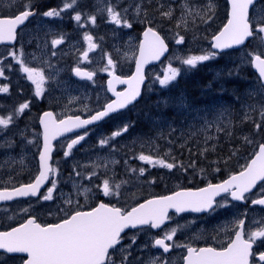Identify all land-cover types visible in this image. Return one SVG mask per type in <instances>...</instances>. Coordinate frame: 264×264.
<instances>
[{"label":"snow or ice","instance_id":"obj_1","mask_svg":"<svg viewBox=\"0 0 264 264\" xmlns=\"http://www.w3.org/2000/svg\"><path fill=\"white\" fill-rule=\"evenodd\" d=\"M22 0H7L6 7L11 9ZM255 0H230L231 10L227 23L213 37L214 43L212 47L219 50V52H208L201 55H190L182 60V64L189 66L191 69L203 62H207L216 58L220 53L227 49H232L235 46L245 45L246 42L253 43L257 51L247 53L249 63L258 71V83L254 85L250 95L258 92L264 95V14L259 18L255 16L250 19V6L254 5ZM77 4V0L66 2L59 10L52 8L42 13L46 17H60L61 12L73 8ZM163 8V4L160 5ZM188 15H192V10L187 4L182 5ZM103 11H106L110 21L116 25L123 24L125 27L131 28L132 24L128 22L125 15L117 10L115 6H107ZM173 9L170 7L167 11L161 12L162 17L171 19L173 16ZM123 12L126 14L127 9ZM255 13V8H253ZM135 13L140 16L142 8L140 4L136 5ZM214 14V6L209 3L207 10L203 15H199L204 23H208ZM36 15L32 10L31 0L24 3V10L18 11L14 16L0 17V44L14 42L17 39V29L23 25L29 17ZM143 15L147 16V11H143ZM78 23L81 22L80 12H76L73 17ZM88 21L92 25L96 23V15H89ZM187 28V21L181 17V22ZM180 23L177 27H180ZM144 43L140 46V58L136 63V73L127 79H122L115 76L113 72V80L108 81L109 89L116 95V100L107 103L103 110L97 111L89 119H81L80 116H68L66 119L57 120L54 113L45 112L40 123L44 127L43 150L39 153V170L32 182L22 184L20 187H15L12 190L7 188L0 191V201H11L16 197L37 196L41 187L49 180L52 173H56L49 163L52 159L53 145L52 140L65 132H71L75 128H83L96 121H100L109 116L110 113L116 112L119 109L126 108L129 104L140 96L141 85L144 80L143 65L150 59H158L165 51L167 45L160 34L148 27L144 32ZM185 37L178 34L176 39L177 44H182ZM195 39V36L193 37ZM84 40L89 42V51L97 47L93 44V37L85 33ZM63 37L53 39L52 45L62 44ZM20 65L21 71L27 74V79L35 85V95L43 96L45 92V83L47 77L43 69L37 67H29L23 60V50L19 54L12 50L8 53ZM56 55L55 52L52 53ZM84 59L88 57V51L83 53ZM107 63L113 69L115 64L111 57L108 58ZM10 67V65H9ZM105 71L108 69L105 68ZM75 74L79 77L92 80L95 76L94 72L83 71L80 67L74 69ZM180 75L179 68H172L169 66V73L161 79L159 83L167 87L171 82L176 81ZM0 76H4V68L0 67ZM126 84L128 87L123 92H116L113 83ZM8 87H0V92L7 93ZM165 105L168 101L163 102ZM177 103L181 107H186V99L177 97ZM29 108V102L19 104L18 108L14 109L11 114L0 115V126L7 129L9 125L14 123V116L23 114ZM255 110V109H254ZM261 121H264V105L259 109ZM245 120H252V117L245 115ZM254 129L257 133L260 132L262 124L253 120ZM131 125H124L121 129L112 133L108 139L99 141L101 146L109 143V140L123 133L128 132ZM218 131L223 129L218 128ZM231 133H229L230 135ZM86 135V133H85ZM85 135H80L77 139H72L71 143L66 145L67 151L65 156L71 154L75 145H78L85 139ZM245 142L251 143L248 137H244ZM32 143V141H29ZM207 151V149H205ZM170 155V152H169ZM140 161L146 162L152 166H160L166 169H173L177 167L175 162L169 163L162 158H153L151 155L141 153L137 157ZM175 158H173L174 160ZM179 167L183 170L184 165L181 163ZM195 167V163L189 165ZM219 169H217L218 171ZM133 172L136 169H132ZM144 168L139 169V173L143 175ZM76 175H80L79 172ZM92 175H95L93 173ZM91 180V175L85 177ZM264 181V143L259 145V151L255 154L248 164L237 174H232L228 179L219 184L208 183L207 187L198 190H180L172 193L156 197L146 202L133 207L130 211L124 210L120 207L110 206L106 203H99L90 211L77 210L71 214L66 213V217L58 223L41 224L37 222L35 217L29 218L26 222L21 223L18 227H13L10 231H0V264H7V259L12 254H27L23 264H131L129 257L133 256V246L136 245L137 236L130 237V243L123 245L122 233L127 228H137L138 226H149L153 229H159L166 221H169V210L174 209L177 213L186 211L205 212L215 211L216 208L227 207V203H217L216 197L221 193H226L235 201L247 202L246 193L252 191L257 186L258 182ZM154 182V181H153ZM122 183H127L126 181ZM120 184L110 185L108 179L103 180L102 191L104 196L119 195ZM56 189V183L52 182L51 187L46 190V194L42 195L44 201L53 199V191ZM91 189L85 188L84 195L87 199L88 193ZM71 204V199L65 201ZM78 203V201H77ZM252 205L264 206V196L261 198L251 200ZM23 212L28 213L29 209H22ZM247 213L243 214L244 218H238L233 228L231 229L233 235L225 245L220 248L207 247H192L191 245H181L174 242V237L177 234L178 228L172 227L164 230L162 237L156 238L153 247H158L163 250V253H168L173 247H183L186 249V255L183 256L184 264H251V259L254 256L253 245L257 240L264 243V224L253 221L259 226L245 230ZM173 242V243H168ZM120 246L119 248L117 246ZM139 247L138 245H136ZM144 247H147L145 245ZM111 250V251H110ZM139 260V257H135ZM260 262H264V252L259 254ZM140 264H169L167 259H162L157 256L150 258L148 261H141Z\"/></svg>","mask_w":264,"mask_h":264},{"label":"rangeland","instance_id":"obj_2","mask_svg":"<svg viewBox=\"0 0 264 264\" xmlns=\"http://www.w3.org/2000/svg\"><path fill=\"white\" fill-rule=\"evenodd\" d=\"M123 1L124 0H116L115 7L120 6V4ZM175 1L178 2L179 0H175ZM167 2H169V0H141L140 6L142 8V13L144 10H146V5L148 3H156L157 8H159L160 11H162L165 7L167 8ZM6 3H7V0H0V9L2 8L3 10H6V11L11 10L5 6ZM179 3L181 7V1ZM221 3H222V0H213V2L211 3L214 6V14H212V19L217 17L218 11L216 8H218V5H220ZM161 4H163L164 6L163 8L160 7ZM195 4L196 6H192V7L187 5L189 8H191L192 13H193L192 15H188L186 12L183 11L184 8L182 9L181 7V11H183L182 12L183 18L187 21V28H185L183 23H180L182 15H180V19H177V20L169 19L168 20L169 23L171 22L173 25H175V28H179L182 30V34L181 33L179 34L185 37L184 42L182 44L176 43V39L178 38V35H176L175 32L173 33V31L168 27L164 29L169 35L173 36L174 43L176 45V50L174 54L172 55V59L175 62L179 61V64L183 66H186L182 64V60L184 58L190 55L206 54L210 52V49H211V46L207 43V38H208L209 31H210V36L212 35V28L209 26V23H203L199 15H196L197 12L200 13V15H203L204 12L207 10V5L209 4V2L201 3V6H199L198 3H195ZM105 8H106V5L101 6L102 12H104L103 9ZM130 12H131L130 8H127L126 14L123 11L121 13L125 15L127 19V16L129 17ZM158 13H161V12H158ZM262 14H264V3L258 6L254 16L256 18H259V16ZM142 16L145 17L143 14ZM158 16L161 18L160 14ZM147 18L149 19L150 22H154V20H156L154 19V17H150V16H147ZM149 21H147L146 23H149ZM37 22L41 23L39 19H37ZM178 23H180V27H177ZM194 24L196 26H194ZM155 26L158 29H160L161 27L157 23H155ZM200 26H204L205 29H201ZM44 28H46L44 24H38V26L35 27V30H39V29L43 30ZM49 31L43 30L44 33H48ZM113 32L114 31H112V33ZM98 35L107 36V31L103 29ZM194 36H195V39H193ZM125 41L128 43L129 46L127 50L121 52L120 54L125 56L124 58L125 61H130L132 60L135 54L136 39L134 36L132 37L129 36V39H126L123 41V45ZM117 49L118 47H116V50ZM247 53H248L247 51L239 52L237 54V56L239 57L238 61H236L232 55L225 56L224 65L228 66L229 68L230 66H232L233 63L237 62L239 63L240 66H243L246 68L251 67ZM103 55H104V51L103 49H101L100 56H103ZM9 58L12 59L10 55H9ZM99 58L100 57L96 55L91 56V60L97 59L95 60V64H97L98 66L101 63V60H98ZM218 59L219 57L209 60L207 61L208 64L206 65L208 69L212 70L211 77H212L213 83H222L221 70H219V67L221 65L220 66L216 65ZM167 66L169 67L172 65L168 64ZM250 80H251L250 81V87H251L250 91H252L254 88V85L258 83V79H250ZM148 94H149V97H152L153 90L149 89ZM247 98L249 100L247 102V105L246 104H245L246 106L244 104L241 105L243 106V111L245 112L246 110V113L242 111L234 110V108L231 107L229 104L221 105L220 103H218L216 104V106H212V104H209L208 106V103H202V105H204L205 107L195 106V108H193L194 105H191L188 102H186L187 103L186 107H181L177 103L178 107L175 108V110L173 109V107L172 109L174 110L173 114L177 115L175 116V118H178L179 116L182 115V119L180 123H177V120H172L171 118L166 116L164 114V109L162 107H159V110L156 112L155 117H151V119H148L149 127L144 128V132H145L144 134L137 133V132L132 133V131L128 130V132L123 133L121 136H118V137H115L109 140L110 150L107 149L105 146H101V145L94 147L93 150H89V148L91 147H85L86 145H84L83 148L81 149L79 148V153L83 152L86 155V159L81 160L79 157V159H75V162L79 163V170L81 171V175H83L84 177L91 175V177L94 178L100 175V179H102V181L104 179H108L109 182H113L111 180L113 179L111 178V172L115 171L114 169L117 168V165L120 162V157L122 156V155L118 156L115 154H117L120 151H132V150H138V149L147 150V155H151L153 156V158L162 157V158H165L164 160L166 162L173 161L174 152L171 150H173V147H176V144L171 143L172 141H169V139H167L168 134L169 136H170V133H175V132H178V135H181V136H186L184 134H187L186 138H190V139L192 138V136L196 137L199 135H203V137L205 138V141L206 140L208 141L214 137H217L220 133L223 134L225 129L228 128L230 125H232V122L233 123L235 122V116H244V117L239 118V120L245 121L246 114L249 115L251 111H257L260 109L262 105H264V95H261L258 92L252 95L250 94L247 95ZM159 104H161V102ZM172 105L173 104L171 103L170 106L169 104L167 106L171 107ZM233 106L235 108H238L240 107V104L235 103ZM248 109H250V111H247ZM123 124L115 126L114 132L121 129L122 127L121 128L119 127ZM180 124H182V126H180ZM218 128L223 129V130L218 131L217 130ZM90 136L93 137L92 135H89V137ZM86 137L87 135H85V138ZM37 138L38 136H36L35 139L33 137H29L28 145L30 146V149L23 157L11 158V156L7 154V156L0 158V169L3 170V172H0V177L2 179L3 177L7 176L6 173L8 169H12V166H16V165L20 166L23 169L24 173L34 171L33 168L34 166H36V153H33V151L34 152L37 151V147H36ZM108 138L109 137L107 138L102 137L101 140L108 139ZM166 140H168V144L166 143L167 142ZM29 141H32V143H29ZM80 143L85 144L86 142L85 140H83ZM225 143L228 144L226 141ZM252 144L253 142L251 143L247 142L246 146H251ZM163 146H164L163 150L166 152L161 153L162 152L161 148ZM168 146H171V147L169 148ZM178 146L181 147L182 145L178 144ZM7 147H10V146L4 147L2 146V143L0 141V149H5ZM169 152H170V155H169ZM224 153L225 152H223V154ZM232 158H235L234 155L232 156ZM125 159H126L124 160L126 162L125 166L130 167L131 159L129 158H125ZM59 164L60 165L62 164L61 161H59ZM138 164L140 165V164H146V163L138 159ZM203 170L204 169H200V173H203ZM93 173H95V175H92ZM103 174H106V176ZM11 175H12V172H10V176ZM20 175L21 174H18L17 177H20ZM114 181H116L115 184L121 185L118 191L119 193L124 195V198L128 196L126 198L127 201H131L139 197L138 194L140 193V188L138 186L134 187V188H138V190L131 191L130 189H128L130 183L126 185V183H122L124 181L117 182V180L115 179ZM93 187L94 185H91L90 187H81V183L73 182V190H74L73 192H75L76 194H81L82 199L85 200L84 202L87 208H91L93 205L92 203L97 198V196H95L93 197L95 200L90 201L92 199V196L95 195L92 189ZM98 187L101 189L100 185ZM85 188L91 189V192H89L87 195V199L85 198V195H84ZM125 188H127L126 191H124ZM160 188L166 191L170 189V185L167 183H163L160 185ZM59 195L63 196V192L61 191ZM80 199L81 198L79 197V203L82 204L83 202H81ZM212 228L213 227H211L210 229ZM219 229L220 231L218 233H220L223 230H226L227 227H225V224L224 225L216 224L215 231L217 232ZM210 234H211V231H208L207 229H204V230L198 229L196 232L189 233L188 237L189 238L196 237L199 239L207 240ZM156 238H160V237L153 236V239L148 238V242L154 243V240ZM137 239L143 240L142 237H138ZM201 243H204V242H201Z\"/></svg>","mask_w":264,"mask_h":264},{"label":"flooded vegetation","instance_id":"obj_3","mask_svg":"<svg viewBox=\"0 0 264 264\" xmlns=\"http://www.w3.org/2000/svg\"><path fill=\"white\" fill-rule=\"evenodd\" d=\"M61 37H63L64 42L60 45L54 46L51 43L52 38H45V36L42 37V33L38 30H35L31 36V39L34 40V45L31 47L29 52L30 56L23 58L27 66L43 69L45 76L47 77L46 83L44 85L45 92L43 96L38 97L35 95V85L27 79V74L21 71L22 65H20L16 60L12 62L11 85L14 98L13 101L9 103V101H7V99H5L0 92V115L6 116L11 114L14 109L18 108L19 104L29 102V108L26 109L23 114L14 116V123L12 126L16 128H23V130H19L20 137L27 135L29 131L35 135L41 136L40 121L42 115L45 112H54L57 120L65 119L68 116H79L82 113H86V116H91L97 111L102 110L105 103L110 100V97L105 95V86L107 80L111 75H113V72L114 74L117 73L116 66L115 69H113L106 63L104 65V69L107 68L108 70H103L99 73L96 71L94 68L95 66L88 57L87 59H84V57L79 54V43L84 45L83 38L79 39V26H77L75 36L70 38L69 41L67 40V33L64 32L57 39ZM53 52L56 53L55 56L52 55ZM76 67L86 68L93 71L95 70L96 74L94 79L91 81L79 80V78L74 76V69ZM124 72L125 70H123V68H121L119 71L120 74H123ZM0 87H3V85L0 84ZM79 87H82L85 92L80 93ZM81 101H88V103L84 104L81 103ZM103 102V107L99 108ZM36 146L38 149L40 143H37ZM55 169L57 171L70 170L66 167H56ZM8 170L12 171L11 176L3 177V179L0 177V184L4 189H13L22 184H27V182L24 180H20V177H17L18 174L23 172L22 168L12 167V169ZM55 183L56 189L53 191V199L46 201V205H42V203H30L31 206H36L38 208L44 207L43 210L35 208V214L33 215L22 214V209L24 208L18 207L17 205H12L1 209L0 229L3 231H10L13 227H18L21 223L26 222V220L32 216H34L37 219V222L41 224L46 225L50 223H58L66 217V213L71 214L79 210V196L68 192V190L71 188L70 184L68 182ZM58 186L63 188V196H60L57 193ZM261 197L262 195L257 193L253 199ZM69 199L72 201L70 205L65 203V201ZM243 207L251 213L259 212V208L252 205L251 201L247 202ZM242 215L243 214L241 213V216ZM247 218L252 221L250 216H247ZM237 219L238 217L235 218L234 221ZM213 224L215 225V222L210 225ZM230 227V229L221 231L220 233L211 231L208 239L204 241V243H207L208 245H204L203 247L213 246L220 248L225 245L233 235L231 231L233 224H231ZM185 234L187 235L188 233L185 232ZM162 235L163 234H160L156 237H162ZM174 238H176V236ZM196 241L197 240L195 238L186 237L182 238L180 242L183 245L189 243L192 247H201L196 245ZM142 242L143 244H138ZM194 242L196 243L192 244ZM149 243L150 242L140 241L137 239L136 244H138L139 247L136 245L133 246V256L129 257L131 264H140L141 261L146 262L149 260L150 255H152V250L148 246ZM145 245H147V247H144ZM262 252H264V243H261L260 240H257L254 249V256L252 258V264H262L258 259L259 254ZM184 255H186L185 248L174 247L172 248L170 255L162 254L161 258L167 259L169 264H184ZM26 257L27 255L9 256L7 263L23 264V260L26 259ZM135 257H139V260L135 259Z\"/></svg>","mask_w":264,"mask_h":264},{"label":"trees","instance_id":"obj_4","mask_svg":"<svg viewBox=\"0 0 264 264\" xmlns=\"http://www.w3.org/2000/svg\"><path fill=\"white\" fill-rule=\"evenodd\" d=\"M222 17H223V13L217 17V21L220 20L221 22ZM189 71H190L188 72L189 75L186 78L181 79L179 81L178 87H176V89H174L172 93H170L169 96L167 95L168 100L170 101V103L173 104L171 107L177 104V97L185 98L186 102L190 103L191 105L194 104V105L200 106L202 105V103L209 104L211 101L213 102L214 99L217 97L214 95L216 94L221 95V91L218 88L219 87L218 84H215V88H217V92L215 90L206 91V88L208 87L207 81L211 79V77L208 74L209 71L207 68L198 66L195 69L190 68ZM226 84L229 89L227 92V98L233 103H238L239 101H241L247 89V84L245 80L243 79V76H234L233 79L229 76ZM147 102H148V105L146 106V104L145 105L143 104L142 110L140 109L139 111L142 114L148 113L149 115L155 117L156 110L153 109L154 103H151L150 100ZM165 110H164V114H168V115L172 114V108H166ZM251 117H260V116H251ZM172 118L174 119L175 117L172 115ZM178 119H182V117L179 116ZM136 120L139 124H141L142 126H145L142 118L137 117ZM238 120L239 118L235 117V122H234L235 127L229 130L228 134L231 133V135H236L243 129H247L252 133V127L250 126V123L247 124L245 121H241L240 123ZM241 125H243L244 127H242ZM146 127H147V124H146ZM240 143L241 142H234V144H240ZM238 147L240 148L239 145ZM223 151L231 152L230 148H228L227 146L223 147ZM227 156L228 154H223V153L217 155L216 162L223 164L226 160H229L230 158H232L231 156L227 158Z\"/></svg>","mask_w":264,"mask_h":264},{"label":"water","instance_id":"obj_5","mask_svg":"<svg viewBox=\"0 0 264 264\" xmlns=\"http://www.w3.org/2000/svg\"><path fill=\"white\" fill-rule=\"evenodd\" d=\"M164 54H165V52H164V53H163L158 59H155V61H159L161 58H163V57H164ZM142 85H143V83H142ZM142 85H141V89H140V96L137 97V99H136L135 101H133V102H132L131 104H129V105H132V104L135 103L137 100H139V98L141 97V93H142ZM129 105H128V106H129ZM128 106H127V107H128ZM127 107H126V108H127ZM124 109H125V108H124ZM120 110H123V109H119V110L116 111V112H119ZM116 112H113V113H116ZM113 113H110L109 115H111V114H113ZM107 117H108V116H107ZM107 117H105V118H107ZM105 118H104V119H105ZM104 119H102V120H104ZM100 121H101V120H100ZM97 122H99V121H97ZM76 129H81V128H76ZM64 134H66V132H65ZM57 139H58V138H56V139H54V140L51 141L52 145H53V142H54L55 140H57ZM53 152H54V150L52 151V154H51V155H53ZM51 161H52V159H51ZM51 161L49 162L50 164H51ZM47 182H48V181H47ZM47 182H45V184L41 187L40 191L45 187V185H46ZM40 191H39V192H40ZM28 197H30V196H28ZM28 197H24V198H28ZM16 198H21V197H16ZM127 229H128V228H127ZM127 229H125V231H126ZM125 231H124V232H125ZM122 234H123V233H122ZM122 234H121V235H122Z\"/></svg>","mask_w":264,"mask_h":264}]
</instances>
